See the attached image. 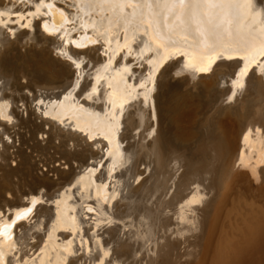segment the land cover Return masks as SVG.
<instances>
[{
    "label": "bare ground",
    "instance_id": "1",
    "mask_svg": "<svg viewBox=\"0 0 264 264\" xmlns=\"http://www.w3.org/2000/svg\"><path fill=\"white\" fill-rule=\"evenodd\" d=\"M158 2L163 0H0L5 260L15 255L27 264H96L107 251L112 264H182L181 247L203 249L206 235L202 255L212 251L211 264H264V216L255 227L247 223L248 229L234 230L235 238L224 231L231 223L221 224L224 232L218 235L221 209L214 219L209 216V207L227 203L235 187L249 194L254 186V193L264 194V169L256 170L264 162V0H236L238 16L226 17L219 7L202 9L198 23L173 31L163 26L165 10ZM10 18L17 23H7ZM7 28H15V35ZM157 35L174 42L167 51L153 42ZM243 41L254 44L247 54L237 47ZM218 47L222 50L211 56L209 50ZM229 54L232 59L225 58ZM252 67L259 77L249 72ZM202 72L210 73L203 84L196 82ZM238 98L234 111L222 112V105ZM34 99L45 100L47 118ZM222 116L239 123L238 149ZM182 120H190L193 138L174 133ZM67 122L95 139L70 133ZM122 193L129 199L123 211ZM34 198V211L16 220ZM194 257L200 259V253Z\"/></svg>",
    "mask_w": 264,
    "mask_h": 264
},
{
    "label": "rangeland",
    "instance_id": "2",
    "mask_svg": "<svg viewBox=\"0 0 264 264\" xmlns=\"http://www.w3.org/2000/svg\"><path fill=\"white\" fill-rule=\"evenodd\" d=\"M72 6V8H73V6H76V4L75 5H71ZM67 8H71L70 7V5H67L66 6ZM64 27V26H63ZM215 50H222V49H219V47L218 48H216V49H211V50H209V52L211 53V56L213 55V54H215L216 52H215ZM223 51H227V52H230V50H228V49H226V50H223ZM210 60H212L211 58L210 59H208V60H205L204 62H206V61H210ZM260 63V62H259ZM258 62L253 66L254 68L259 64ZM17 66L18 65H21V62L20 61H16V63H15ZM252 67V69L250 68V70H249V72H251V71H253V73L255 74V77H257L258 76V74H256L257 73V71H254L253 68ZM200 75H201V78L200 79H198L196 82H201L202 84L203 83H206L207 81H209V79L207 78H205V77H208V76H210V73H200ZM259 77V76H258ZM203 79V80H202ZM222 83V82H221ZM226 83V82H225ZM223 85H226V84H224V82H223V84H220V86H223ZM226 87V86H225ZM224 86L223 87H221V89H223V88H225ZM189 89H191V88H193V86H190V87H188ZM189 89H187V90H189ZM240 100V98H238L237 100H236V102H232V103H225L224 105H222V107H223V113H224V111L225 110H227V109H232L233 111L235 110V108H237L238 106H237V104H238V101ZM235 104H236V106H235ZM233 105V106H232ZM228 106V107H227ZM230 106V107H229ZM226 112V111H225ZM223 118H224V120H223ZM221 120H222V123L224 124V126H223V129L224 130H226V133L228 132V133H230V136H231V138L234 140V141H231L232 143H234L235 145H236V147H237V149H238V147L240 146L239 145V143H240V127H238V122H237V120H234V119H230V121H229V119H228V117H224V116H222V119L220 118V122H221ZM195 121V120H194ZM232 121H233V123H232ZM229 125H230V127H229ZM177 126H179L175 131H174V133L175 134H179V135H183V137L184 138H193L194 137V135L192 134V130H191V127H190V120H187V121H184V120H182ZM232 126V127H231ZM232 128V129H231ZM232 130V132H231V130ZM239 131V132H238ZM248 133V132H247ZM246 133V134H247ZM245 134V135H246ZM220 136H224V134L222 135H220L219 134V137ZM235 136V137H234ZM234 137V138H233ZM246 137V136H245ZM221 139H224L223 141H225V138H223V137H220ZM239 141V142H238ZM227 142V141H226ZM237 143H238V145H237ZM236 149V150H237ZM242 150L243 149H241L240 150V153H239V158H241V155H242ZM237 154V153H236ZM226 160V159H225ZM263 164H261L260 166H258V167H256V170H259L260 168H262V169H264V162H262ZM236 165V164H235ZM239 165V161H238V164H237V166ZM252 165H254V163H253V161H252ZM144 166V165H143ZM236 166V168H239V166L237 167ZM142 167V166H141ZM140 166L138 167V169H140L141 168ZM143 170V171H142ZM142 170L140 171V172H145L144 174L146 175V176H144V175H142L141 177H140V180L142 181V183H143V181H144V179H143V176L144 177H149L150 175V173H149V170L148 171H146L143 167H142ZM148 173V174H147ZM143 174V173H142ZM148 175V176H147ZM139 178V177H138ZM246 178V177H245ZM141 181H139L138 183L137 182H134L135 183V185L134 186H132L133 185V183L131 184V186H132V188L130 189V194H132V195H130V196H133L135 193V191H137L135 188H139L138 187V185L140 186L141 185ZM133 182V181H132ZM264 183V182H263ZM249 184V183H248ZM264 185V184H263ZM238 188L239 187H235V188H233L232 189V191L234 192V196H233V194H232V191L229 193V194H226L227 196H228V198H227V196L225 197V196H223V198L222 199H226L227 201V203H223V206H221L220 207V202L219 201H216V205L215 204H213V203H211V204H213L214 206V208L212 207V205L209 207V209H210V212L212 213V214H210L209 216H211V220L212 219H214L215 218V216H217L220 212H218V211H220V209H221V213H222V215H220V219H219V225H218V228H219V231H220V229L222 230V234H223V232L225 231V233H227V237L229 236V237H231V238H233L232 236H231V234L234 236V238L235 237H237V236H239V235H237L238 233L236 232V231H241L240 229H244L245 227H246V229H248V228H251V227H253L254 226V224H256V223H258V221L259 220H261L262 218L261 217H263L264 215H262V214H264L263 212H264V194H263V196H262V193L261 194H258V193H254V191H256L257 189H256V187H254V186H251L250 187V192H249V194L247 195L246 193H239L237 190H238ZM263 189H264V186L262 187ZM134 189V190H133ZM244 191H246V188H242ZM132 191H133V193H132ZM236 191H237V193H236ZM252 191V192H251ZM237 194V195H236ZM239 194V195H238ZM243 194V195H242ZM122 195H124V193H122L121 195H120V197H119V202L122 200V202H120V204H119V210H121V211H123V210H125L126 209V207H123V202H124V204L125 203H127V204H125V206L126 205H128V201H129V199H126L125 198V196H128V195H124V196H122ZM231 195V196H230ZM243 197H242V196ZM246 195V196H245ZM250 195V196H249ZM253 195V196H252ZM256 195V198L254 197ZM235 197V198H231V197ZM236 196H238L237 198L239 199V200H241V201H239V204H240V206H241V204H242V206L241 207H238V201H236V200H238L237 198H236ZM259 196V197H258ZM260 196H261V198H260ZM123 197V198H122ZM230 197V198H229ZM241 197L242 198H244V201H242L243 199H241ZM252 198V201H253V203L254 202H256V205H255V203H254V205L253 206H255V207H253L252 205H251V203H252V201L250 200ZM253 198H255V199H253ZM260 198V199H259ZM230 199L231 200H233V199H235V202L232 204V202H230ZM126 200V201H125ZM245 200H247V203H246V201ZM260 201V202H259ZM211 202V201H210ZM209 202V203H210ZM217 202H219V203H217ZM241 202V203H240ZM242 202H245L246 203V205L248 204V203H250V204H248L247 206H245V204H243ZM230 203H231V206H230ZM236 203V208H234L235 207V204ZM260 203H261V205H260ZM120 205H122V207H121V209H120ZM217 205L219 206V208L217 207ZM257 205H260V206H257ZM31 206L32 205H30V207H27V208H25V209H23V210H26L25 212H27L28 211V209L29 208H31ZM230 206V211L232 212H229L230 214L228 215V211H229V209H228V207ZM234 206V207H233ZM249 206V207H248ZM201 207H203L202 205H201ZM258 207V208H257ZM260 207V208H259ZM125 208V209H124ZM226 208V209H225ZM240 208V209H239ZM241 208H243L242 210H241ZM261 208L263 209V210H261ZM123 209V210H122ZM209 209H208V211H209ZM214 210V212H213V210ZM219 209V210H218ZM224 209V210H223ZM231 209H233V210H231ZM244 209L247 211V216L245 215V213H246V211L244 212ZM255 209H258V211L257 210H255ZM203 210V209H202ZM201 210V211H202ZM218 210V211H217ZM235 210H237V212L239 213L237 216H236V214H237V212L235 211ZM243 211V212H241V211ZM253 210V212H251ZM207 211V212H208ZM233 211H235L234 213H233ZM255 211H257V215H256V212ZM260 211H261V213H260ZM218 212V213H217ZM227 212V213H226ZM209 213V212H208ZM224 213H225V217H224ZM251 213H253V214H251ZM17 214H21L20 212H18ZM200 214H202V213H200ZM207 214V213H206ZM216 214V215H215ZM233 214H235V215H233ZM249 214H251L250 216H248ZM260 214V215H259ZM226 215H227V217H226ZM242 216V218H241V216ZM17 216V215H16ZM201 216V215H200ZM236 216V217H235ZM246 216V217H245ZM206 217H207V215H206ZM222 218H225L224 219V221H223V219ZM233 218V219H232ZM239 218V219H238ZM241 218V219H240ZM246 218L248 219V220H246ZM253 218V219H252ZM255 218H257L256 220H257V222H255L256 220H255ZM209 219V220H210ZM231 219V220H230ZM235 219V220H234ZM236 219H238L239 220V224H241V222H243V224H241V225H237V221L238 220H236ZM251 219L253 220L252 222H251ZM200 220H201V218H200ZM244 220V221H243ZM247 222H246V221ZM226 222V223H225ZM234 222L236 223V224H234ZM246 222V223H245ZM230 224L229 226L227 225V224ZM233 223V224H232ZM247 223H250V225H251V223H252V225L251 226H249V225H247ZM121 224V223H120ZM221 224H223V226L225 227V225H227V227H228V230L226 229V227H225V230L224 229H222V228H224V227H222V225ZM233 226V227H232ZM234 226H236V227H234ZM247 226H249L248 228H247ZM221 227V228H220ZM230 227V228H229ZM238 227H239V229H238ZM255 227V226H254ZM208 228H209V225H208ZM208 228L206 227L205 228V233L207 234V232H208ZM233 228H235V229H233ZM125 229V228H124ZM127 229H129V228H127ZM232 229V230H231ZM236 229H238V230H236ZM207 230V231H206ZM224 230V231H223ZM227 230V231H226ZM234 230H236V231H234ZM124 231H126V230H124ZM231 232V233H229V232ZM67 232H69V231H67ZM122 232H123V230H122ZM237 234H236V233ZM66 233V232H65ZM219 234H221V231L220 232H218V235ZM181 236V235H180ZM205 237H206V235H204ZM220 236V235H219ZM218 236V237H219ZM226 236V235H225ZM205 237L203 238V242H201L202 243V248L203 249H201L200 247H199V245H198V247L199 248H197L199 251H197V249L195 248V250L193 249V247H195L194 245H192V247H190V248H188L187 247V245L188 244H186V246L185 245H183L181 248H182V251L181 252H183L184 254H186V256H184L183 255V257H182V260H181V263L182 264H202V262L204 263V264H211V259H210V255H212V251L210 252V254H208V255H205V256H207V258L210 260V262L208 261V259L206 260V259H204V258H202V257H205V256H203L202 255V253L203 254H205L206 252H205V250L206 249H204V248H206L205 247ZM194 241V240H193ZM218 243V242H217ZM220 243V242H219ZM186 248H188V249H186ZM212 248H213V245H212ZM189 249H191V250H189ZM220 248H218V250H219ZM208 250V249H207ZM187 251V252H186ZM196 251V252H195ZM204 251V252H203ZM191 252V255H193V256H191V255H188L187 253H190ZM200 253V259H195V255H197V253ZM150 254H151V252H149ZM148 253V254H149ZM193 253V254H192ZM214 253V252H213ZM152 255L154 256V253L152 252ZM79 256V255H78ZM77 256V257H78ZM72 258L73 257H70V260H72ZM186 258H187V260H186ZM203 259H204V261H207V263L206 262H204L203 261ZM69 260V261H70ZM189 260V261H188ZM189 263H188V262ZM201 262V263H200Z\"/></svg>",
    "mask_w": 264,
    "mask_h": 264
},
{
    "label": "snow or ice",
    "instance_id": "3",
    "mask_svg": "<svg viewBox=\"0 0 264 264\" xmlns=\"http://www.w3.org/2000/svg\"><path fill=\"white\" fill-rule=\"evenodd\" d=\"M157 7L165 10V14L163 16V26L165 28H167L169 31H173L176 27H182L187 29L189 22H199V16H200V12L202 9H211V8H222L225 9L226 11L224 12V15L226 17H230V16H238L239 15V3L236 2V0H231V2L227 3V4H212L209 3L208 0H163V3H157L156 5ZM153 5L151 3L148 4V8L151 11ZM30 14V13H29ZM3 14L0 13V16H2ZM14 15L19 16L22 15L21 13H15ZM0 23H3V21H0ZM9 24H16L17 21L14 18H10L8 20ZM21 26H26V23L22 20L20 21ZM149 27H152V23L151 21L149 22ZM157 29H159V22H157ZM7 31L11 32L13 34V36L15 35V28H7ZM44 30L48 31L47 25H44ZM156 40H159V44L158 47L163 46L165 48V51H167L168 45L170 43H174L172 42L170 39H166L160 35H157L154 38L155 42ZM76 47H79V45H75ZM237 47H243L245 50V53L247 54L248 52H250L252 50V48L254 47V44L250 43L249 41H243L241 42L239 45H237ZM61 54H64L63 52ZM219 54V53H217ZM70 59H72L71 57H69ZM226 59H232V55L229 54L227 57H225ZM72 63L76 65L77 68L80 67L79 64L76 63L75 59H72ZM242 72L246 73V69H242ZM49 101H51V97H48ZM58 97H57V101H58ZM35 104H39L40 108L39 111L41 113L42 116H44L45 118H47L48 114L47 112L44 111L43 109V105L45 103L44 99H39L36 100L34 99L33 101ZM22 113L24 115H27V112L23 110V108L21 109ZM57 123L63 127L64 124L66 123V121H57ZM68 123V128L67 130L71 133V132H80L82 133L86 139L92 140L95 139V137L85 128L81 127V128H76L75 126H73L71 124V122H67ZM48 127H51V125H49ZM114 131V129H113ZM41 138H46L45 134H42ZM7 139V138H6ZM109 143H111V139L109 138ZM59 166V165H56ZM65 167H67V165H65ZM71 187V186H70ZM36 207V200L35 198L32 201V207L28 209V211H34ZM88 211H92L91 208L88 209ZM5 214L3 212L2 209H0V215ZM27 215V212H23L20 215L16 216L15 219L16 220H20L22 219L24 216ZM11 229V225L5 226V228L3 229L4 232H9ZM109 253L107 251H103L100 253V255L97 257V262L96 264H112V261L110 259L106 260V257H108ZM0 264H27V260L24 258H20L17 256H12L9 257L5 260V258L3 257V254H0Z\"/></svg>",
    "mask_w": 264,
    "mask_h": 264
}]
</instances>
